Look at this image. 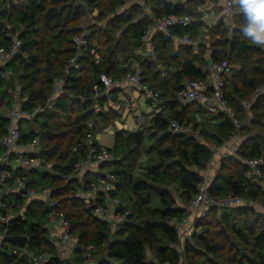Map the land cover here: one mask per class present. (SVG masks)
<instances>
[{
	"label": "trees",
	"instance_id": "16d2710c",
	"mask_svg": "<svg viewBox=\"0 0 264 264\" xmlns=\"http://www.w3.org/2000/svg\"><path fill=\"white\" fill-rule=\"evenodd\" d=\"M20 1L19 9L16 6L0 9V49L7 48L10 35L19 32L22 49L28 56H19L8 64L14 66L15 69L12 70L15 78L0 81V87H3L0 109L11 102L8 100L6 103V92L15 91L13 89L17 88V83L21 87L20 95H25L20 101V108L28 114L45 104L56 78H66L65 88L68 94H60L43 112L31 119L22 118L17 124L21 134L20 145L29 144L35 138L40 141V156L46 168L23 173L19 170L8 182L10 187H14L17 177H27L24 190L15 187V190L5 196L17 215L8 226L0 228V264H9L12 260L11 253L15 249L27 246L40 253L43 252V247L51 244L47 238L50 230L45 225L48 214L53 209L65 214L71 224L72 234L78 239L79 246L74 251L77 264L86 262L82 255L89 245H93L95 251L106 253L98 264H178L182 255L185 256L186 264H264V223L259 221L258 216L250 218L249 213L254 212V208L242 206L211 209L207 217L198 223L201 232L194 237L195 243H186L181 252L175 246L179 243L180 236L173 221L182 219L183 207L177 203L171 190L164 188L160 191V218H149L146 205L152 200V184L134 182L132 189L137 194L145 193L146 197H137L129 208L127 221L114 227L110 221L94 216V208L78 196L79 181L75 177L76 165L85 156L82 142L88 131V124L93 121L96 132L100 133L120 117L112 104L122 103L119 95L123 89L117 87V84H121L131 71L129 67L120 66L119 54L122 53L129 61L139 62L143 71L142 82L158 93L161 101L157 104L168 111V115L165 116L163 112L150 115L151 124L148 127L130 132L126 140L131 139L129 143L132 142L133 145L131 152L134 154L131 157L130 150L123 143V136L127 132L116 133L113 147L108 148L114 153L115 159L101 166L109 169L118 179L117 189L112 194L125 200L120 194L124 195L125 184H133V178L123 168V162L128 159L136 161L146 136L157 135L161 144L171 143L158 150L162 164L150 168L148 174L156 184H166L172 179L179 185L178 193H181L182 200L187 203L197 191V184L206 170L205 165L213 159L210 143L222 146L230 139L236 127L229 115L222 112L210 114L198 104H182L177 95L185 87L186 77L191 80L205 78L203 68L209 64V58L219 60L229 57L239 67L225 78L228 104L239 122L242 123L244 117L250 114L251 125L261 127L257 132L250 131L244 135L237 151L238 156L229 157L221 163V174L215 176L211 173L210 191L219 196L235 194L257 199L258 189L253 180L247 177L249 166L246 161L264 155V94L257 95L247 111L242 106V101L250 99L255 88L264 83V47L253 45L240 36L238 17H234L231 38L228 27L222 20L217 24L196 22L174 31L182 37L190 35L193 40H198V50L194 46L176 45L168 38L156 36L153 43L157 53L155 59L150 61L144 60L145 45L142 36L151 28L154 17L185 15L210 1L218 3V9L220 0H148L153 18L145 16L132 23L130 28L122 31L120 41L114 46H111L113 33L122 21H134V8L138 5H133L128 13H118L117 8L125 0H77L82 4H76L72 0ZM84 4L113 14L112 18H108L109 22H106L112 33L107 30L103 32L102 26L89 30L90 51L84 57L81 68L66 77L64 69L67 60L74 53L72 37L81 31L77 23L82 20ZM5 19L14 25L12 29L5 27ZM207 33L211 34L210 42L207 41ZM102 37H106L105 41ZM57 43L61 47H55ZM103 45L107 46L105 53L102 51ZM174 47L177 48L175 53ZM95 55H101L100 63L96 62ZM102 74L111 77L116 83L108 91L101 82ZM23 81L27 83L24 84ZM95 87L103 92L98 99L93 98ZM199 114L213 116L215 133L203 135L202 130L199 136L168 133L173 120L183 124L193 122L195 130H199L202 125V116L199 118ZM29 121L36 123L38 129L26 132L24 125ZM8 123L6 115L0 113V130H4ZM245 129L250 130L248 127ZM28 151L30 150H23L21 153L31 155ZM35 174L42 176L44 185L34 178ZM93 178L91 173L88 183L94 182ZM32 189L50 190L56 206L51 208L43 200L31 199L27 191ZM216 212L220 213L225 222L223 228L217 231L212 230L211 224H207L210 222L207 221L209 217ZM240 221L243 222L242 226H238ZM228 229L235 234V241L228 234ZM162 240H167L166 247L160 243ZM147 246L155 252L154 259L148 258L147 250L150 248L147 249ZM47 264L65 262L52 257Z\"/></svg>",
	"mask_w": 264,
	"mask_h": 264
},
{
	"label": "built area",
	"instance_id": "2783aa9c",
	"mask_svg": "<svg viewBox=\"0 0 264 264\" xmlns=\"http://www.w3.org/2000/svg\"><path fill=\"white\" fill-rule=\"evenodd\" d=\"M15 3V0H14ZM228 0H220V8L216 11L213 9H206L203 6H198L197 9L187 12L185 15H169L163 17H154L153 24L142 36L145 50L143 52L144 60H153L157 53L156 46L153 43V38L156 36L168 38L176 44L187 46H194L196 50L199 48V41L193 40L190 35L180 36L174 31L179 28H186L196 22H206L208 24H217L222 20L228 27L229 37H232L234 28V16L228 15L225 12ZM23 30V28H22ZM208 37V36H206ZM8 47L0 49V81L3 79L13 78L14 73L8 69V64L15 58L22 56L27 58V53L23 51V44L20 39V33H13L9 37ZM73 55L67 60L65 65V76L73 75L74 71L81 68L84 57L90 51L89 29L81 26V31L72 37ZM94 53V51H92ZM97 63L102 61L100 55H95ZM134 62L129 61L123 64L124 67H129ZM134 69L128 72L123 78V81L129 84L136 90L145 93L152 98L154 102L159 103L158 93L153 92L147 85L142 82L143 71L140 64H134ZM236 66L230 61L229 57L219 60L209 58V64L203 70L206 73L205 78L200 80H191L187 77L184 79L185 87L181 89L177 95L178 100L182 104H198L206 112L210 114L224 113L229 115L235 124L236 131L233 132L230 139L224 143L223 146H216L210 143L213 158L220 154L222 147L228 145L229 141L236 139L239 136L241 123L235 118L232 108L229 106L226 99L225 78L232 75ZM66 78H56L54 80L52 91L47 98L44 105H39L32 114L25 113L21 110L20 93L15 89L14 99L11 102V108L6 115L9 119L8 125L4 130H0V149L3 153L0 155V228L8 226L14 219L15 215L11 211L10 203L5 199L10 190L8 182L11 181L17 171L27 172L33 169H44L46 166L42 164L40 156L42 147L40 141L35 138L31 143L20 145L21 138L20 130L17 127V121L22 118L31 119V117L43 112L60 94H68L65 88ZM101 82H103L106 91L111 89L116 83L115 81L105 75H101ZM103 94L98 87H95L93 98L98 99ZM264 94V83L259 84L250 99L242 101V106L248 110L252 101L257 95ZM82 98L81 95L78 96ZM151 124V117L138 111L135 115V130L146 128ZM168 133L173 135L193 134L199 136L200 130H195L194 123L183 124L177 120L171 121ZM98 133L93 121L88 124V131L82 142V147L85 151V156L76 165L75 177L79 181L77 194L83 198L89 206H93L92 213L94 216L101 217L112 223L114 227H118L127 221L130 211L127 209V203L118 197L112 195L117 189L118 179L109 170L103 169L101 166L105 163L112 162L115 159L114 153L108 150L110 147L101 146L97 139ZM23 150L28 151L31 155L25 156L21 153ZM77 150V148H75ZM212 161V160H211ZM211 161L207 163L208 167L212 165ZM247 164L249 170L247 177L256 180L264 174V155L248 159ZM94 175L92 183H88L89 175ZM27 177L20 175L16 178L17 189L24 190L25 181ZM96 179V180H95ZM211 173L206 171L201 176L197 184V191L186 203L182 200L181 193L176 196L177 203L183 207V216L180 221H173L176 225L180 238H183L185 244L192 240L197 234L201 232L199 222L204 220L211 209H226L232 207L245 206V199L240 195L227 194L225 196L214 195L210 191ZM89 187L88 189L86 187ZM28 196H41L43 201L47 202L51 208L56 206V202L51 197V191L44 189L39 191L32 189L27 191ZM102 200V201H101ZM101 201V202H100ZM110 208H113L111 211ZM46 228H51V231H58L61 240L67 244L72 245L73 251L78 246V239L71 232V224L66 219L63 212L51 210L48 214ZM50 230V229H49ZM95 247L89 245L84 249L83 257L89 262L92 259ZM183 251V250H182ZM12 260L9 264H46L47 259L44 252L36 253L33 249L24 246L20 249H15L12 253ZM75 259H73L74 261ZM76 264V263H72ZM224 264V263H223Z\"/></svg>",
	"mask_w": 264,
	"mask_h": 264
},
{
	"label": "rangeland",
	"instance_id": "374dc122",
	"mask_svg": "<svg viewBox=\"0 0 264 264\" xmlns=\"http://www.w3.org/2000/svg\"><path fill=\"white\" fill-rule=\"evenodd\" d=\"M74 3L76 4H80L81 1H77V0H72ZM174 1H184V0H174ZM22 1H18L15 0V3L13 2V0H0V9L5 8H11L16 6V9L18 7H20ZM82 4V3H81ZM133 5H138L137 8H134V21L132 22H126V21H122L120 23L119 28H116L117 30L115 31V33H113V40L111 42V46H114V44L116 42L120 41L121 35H122V31L125 30L127 27L130 28L132 26V23H135L136 21H138L140 18H144L145 16H150V18L152 19V13H151V5L150 2H148V0H125V2H123L122 5H120L117 8V12L118 13H124V12H130L132 10V8L134 7ZM217 5L218 3H215L212 1L210 2H206L205 5L203 6L204 8L210 10H217ZM19 9V8H18ZM84 11H83V17L81 21H78L77 25L78 26H84L85 28H88L89 30H93L94 28H99L102 26V31L105 32V30H107V32H111L112 31L109 29V25L107 26L106 24L109 22L108 18H112L113 14L106 12L104 10H100L99 8L96 7H88L87 5L84 4ZM103 12V13H102ZM103 14V15H102ZM123 18V17H121ZM107 22V23H106ZM4 25L5 27H9L8 29H12L14 27V25L10 24V22L8 21V19L4 20ZM114 28V27H113ZM127 28V29H128ZM115 29V28H114ZM131 30V29H130ZM129 30V31H130ZM18 33V32H17ZM110 33V34H111ZM207 35L209 36L207 38V41L210 42L211 39V34L207 33ZM106 37H102V40L105 41ZM55 47H61V45H59L58 43L55 45ZM106 45L102 46V51L105 53L106 52ZM173 52H177V48L174 47L173 48ZM140 54V52L138 53ZM101 56V55H100ZM119 62H120V66L122 67L123 64H126L129 62L128 59H126V56L122 53L119 54ZM182 60V59H181ZM133 64L129 66V69H134V64H138L139 62L137 60H133ZM9 70H14V66L11 65L8 68ZM6 82V81H4ZM24 84L27 83V81H23ZM16 87V86H15ZM20 85L17 83V88L18 90H20ZM15 90V89H13ZM3 91V87H0V95ZM14 92L10 93V90L6 92V103L8 102V100H12L14 99ZM20 93V92H19ZM25 96V95H22ZM20 95L19 97V101L22 100V97ZM10 103H7L6 105H4V107L2 106V108L0 109V113L2 115H7L10 109ZM9 105V107H8ZM246 110V109H245ZM247 111V110H246ZM163 113L165 116L168 115V111L163 109ZM246 115V113L244 114ZM201 117V126L199 127V130H202V133L204 135V133H208L209 135L213 134L216 132V128L214 127V123H213V116H208V115H198V117ZM251 118L252 115L248 114L246 115V118L244 117V119L242 120L241 123V128L239 130V136L234 139L235 142L238 143L233 146V148H229V149H222L220 154L217 155L215 158L212 159L211 163L212 165L210 167H208V165H205V172L209 171V173L216 175H219V173L221 174L223 171L221 170V163L225 160H227L229 157H235L238 156V150L240 148V143L242 142V138L244 137V135L248 134L250 131L257 132L258 130H260L261 126H254L253 124L251 125ZM198 119V118H197ZM119 120H117L118 122ZM125 125H121V128H123ZM245 127H248L250 130L245 129ZM127 128V129H126ZM38 129V125H36V123H33L31 121L27 122L24 125V130L30 131V130H37ZM118 130V128H117ZM121 131H125L127 132V135L123 136V143L127 145L128 150H130L129 152V157H131L134 153H132L131 151L133 150V145L132 142L129 143V141L131 139L126 140L128 137V135L130 134V132H135L137 130L134 129V127L128 126V127H124ZM236 131V130H235ZM127 136V137H126ZM107 139V138H106ZM111 139V138H110ZM109 140V139H108ZM112 140V139H111ZM122 140V139H121ZM159 138L156 136H146L142 146H141V154L139 155L138 159L136 161L133 160V162L131 161V159H128L127 161L123 162V168L127 170V172L129 173V175L133 178V184H125L124 187V195L120 194L122 196L123 201H125L128 205H127V209L129 210L130 206L132 207L133 203L136 202L137 197L139 198L140 196L142 197H146L145 193H139L137 194L133 189V185L134 182H141L144 181L146 183L152 184L151 185V193H152V200L146 205V208L149 209L148 214H150V216H148L149 218H155V219H159L160 218V211H162V204L160 203V191L164 188H168L169 190H171L173 192V194L175 195V198L178 194V189H179V185L176 184L175 182H173L172 179H170L166 184H156L153 180L152 177L148 174V170L150 168L153 167H159L162 164V161L160 160L159 154H158V150L161 147L167 146L169 145L171 142H165L163 144L160 143V141H158ZM133 141V139H132ZM212 142V141H210ZM213 143V142H212ZM3 153V149H0V155ZM165 160V159H164ZM168 161V160H166ZM228 163L230 161H227ZM49 166V165H48ZM28 172V171H27ZM34 178L37 179L41 185H44L45 182L42 179V176L40 174H35ZM253 183L256 185V188L258 189V194L259 197L257 199H252V198H244L245 199V206L243 207H250V208H254V212L249 213L250 218L253 219L255 217L258 216L259 221H261V223H264V174L257 178L256 180H253ZM15 188V186L13 187ZM13 188H10V190H12ZM44 189H40L39 191H43ZM29 200V199H28ZM28 202V201H27ZM12 205V204H11ZM26 205V203H25ZM13 208V207H12ZM11 211L14 213V215H17V211L12 209ZM24 208V206L22 207ZM110 210L112 211L113 208H110ZM207 224L210 225L212 227V230H220L223 228V226L225 225L223 219L220 217V213L216 212L213 213L209 219L207 221H209ZM243 222L240 221L238 223V226H242ZM50 231L47 234V238L50 241L51 244H49L46 247H43L42 251L46 254L47 259H51L52 257H58L59 259L64 260L65 264H72V263H76V260L73 261V259H75V255H74V251L72 249V245L71 248L69 246L68 251H64L61 249L62 245H66L65 242H63V240L57 238L55 235L52 234L51 228H49ZM228 234L233 238V240L235 241V234L228 229ZM57 238V239H56ZM189 242H193L195 243L194 238L192 240H190ZM161 244H163L165 247L168 244L167 240H162L160 242ZM185 245V241L183 240V238H180L179 243L176 244L175 246L182 252L183 247ZM242 247V246H241ZM150 247L147 246V249H149ZM151 249V248H150ZM147 250V256L149 259H154V253L153 250L151 249V251ZM71 252L72 256H68ZM153 252V253H152ZM227 254L229 252H226ZM106 256V253H101L99 252V250H96L93 252V256L92 259L89 261V264H98L104 257ZM48 260V262H49ZM47 262V263H48ZM201 262V261H200ZM46 263V264H47ZM85 264V263H84ZM178 264H186V260H185V256L182 255L181 261Z\"/></svg>",
	"mask_w": 264,
	"mask_h": 264
},
{
	"label": "crops",
	"instance_id": "0c3cea01",
	"mask_svg": "<svg viewBox=\"0 0 264 264\" xmlns=\"http://www.w3.org/2000/svg\"><path fill=\"white\" fill-rule=\"evenodd\" d=\"M238 67L239 66H236V68ZM13 78H15V76ZM117 87L123 89V91L119 95L122 103H114L112 104V107L120 114V117L118 119L119 120L118 122L116 120V122H114L110 127L98 133L97 139L99 140L101 146L103 147H113L116 133L118 131H121L124 127H128V126L135 127V115L137 114L138 111H141L144 114L150 116L153 114H159L163 112L164 109L159 104H156L152 100V98L148 97L145 93H142L139 90L134 89L127 81H123L121 84H117ZM125 124L126 126L121 128V125L123 126ZM237 143L235 142V140H231L229 141L228 145L222 147L221 150L233 148V146H235ZM31 199L43 200L41 196H35L32 197ZM52 234L55 235L57 238L61 239L58 231L56 232L53 231ZM68 245L71 248V245L66 243V245L61 246V249L64 251H68L69 249ZM68 256H72L71 252ZM85 264H89V262L86 261Z\"/></svg>",
	"mask_w": 264,
	"mask_h": 264
},
{
	"label": "clouds",
	"instance_id": "9594fccd",
	"mask_svg": "<svg viewBox=\"0 0 264 264\" xmlns=\"http://www.w3.org/2000/svg\"><path fill=\"white\" fill-rule=\"evenodd\" d=\"M226 14L238 17L240 36L264 47V0H228Z\"/></svg>",
	"mask_w": 264,
	"mask_h": 264
},
{
	"label": "bare ground",
	"instance_id": "6f19581e",
	"mask_svg": "<svg viewBox=\"0 0 264 264\" xmlns=\"http://www.w3.org/2000/svg\"><path fill=\"white\" fill-rule=\"evenodd\" d=\"M6 117H7V116H6ZM16 121H17V123H19L20 120H16ZM112 193H113V192H112ZM112 195H113V194H112ZM88 205H90V204H88ZM91 207L94 208L93 206H91Z\"/></svg>",
	"mask_w": 264,
	"mask_h": 264
}]
</instances>
